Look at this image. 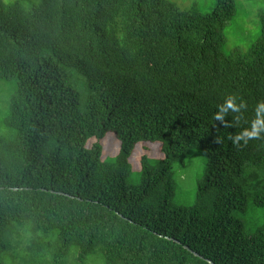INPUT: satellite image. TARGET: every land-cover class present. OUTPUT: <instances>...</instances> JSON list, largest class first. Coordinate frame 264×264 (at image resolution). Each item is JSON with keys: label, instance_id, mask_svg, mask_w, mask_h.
<instances>
[{"label": "trees", "instance_id": "trees-1", "mask_svg": "<svg viewBox=\"0 0 264 264\" xmlns=\"http://www.w3.org/2000/svg\"><path fill=\"white\" fill-rule=\"evenodd\" d=\"M235 12L236 0L208 13L0 0V78L17 83L0 123V264H264V222L249 230L240 215L264 212V139H228L264 101V9L258 40L227 55ZM228 94L248 105L239 127L213 119ZM108 134L164 159L132 181L123 155L101 160ZM197 148V203L177 205L172 168Z\"/></svg>", "mask_w": 264, "mask_h": 264}, {"label": "rangeland", "instance_id": "rangeland-1", "mask_svg": "<svg viewBox=\"0 0 264 264\" xmlns=\"http://www.w3.org/2000/svg\"><path fill=\"white\" fill-rule=\"evenodd\" d=\"M6 3L15 0H4ZM182 8H188L196 5L201 12H211L216 0H173ZM26 6L38 5L41 0H24ZM264 9V0H236V12L228 21L224 33L227 37L224 46L225 54L229 55L236 49L247 50L261 35V24L259 14ZM17 83L15 78H0V123L7 113L8 101L15 92ZM102 155L101 160L106 163H112L117 157L123 155L128 161L130 179L138 181L145 164L158 165L165 156L160 147H156L153 142H140L130 150L128 154L122 151V141L113 134H108L101 142ZM207 155L201 149L197 148L181 161L174 164L172 168V177L176 184L175 193L172 201L177 205L191 206L197 203L196 178L199 174L203 176ZM245 218L246 227L249 230L256 228L257 224L264 222V212L260 208L255 212L240 214ZM11 259H13L11 257ZM14 264V260L10 262ZM86 264H104L101 254H94L89 257Z\"/></svg>", "mask_w": 264, "mask_h": 264}, {"label": "clouds", "instance_id": "clouds-1", "mask_svg": "<svg viewBox=\"0 0 264 264\" xmlns=\"http://www.w3.org/2000/svg\"><path fill=\"white\" fill-rule=\"evenodd\" d=\"M247 108L246 101L238 94H228L223 102L218 105V110L213 119L225 128L239 127L241 122L244 121L243 113ZM254 111L255 115L249 126L244 127L234 136L228 137L234 146L240 147L241 142L247 145L250 140L264 139V101L258 102ZM230 114H232L231 122L226 119ZM214 142L219 144L222 141L217 137Z\"/></svg>", "mask_w": 264, "mask_h": 264}]
</instances>
